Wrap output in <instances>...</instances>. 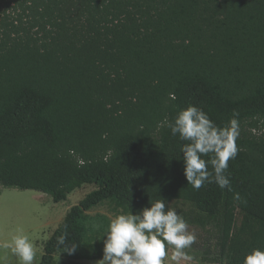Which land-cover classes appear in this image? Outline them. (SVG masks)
Instances as JSON below:
<instances>
[{
  "label": "trees",
  "instance_id": "obj_1",
  "mask_svg": "<svg viewBox=\"0 0 264 264\" xmlns=\"http://www.w3.org/2000/svg\"><path fill=\"white\" fill-rule=\"evenodd\" d=\"M189 104L220 126L238 113L232 192L184 176L167 124ZM84 184L39 264L101 259L110 220L88 212L105 202L165 199L205 232L185 250L199 264L264 248V0H0V185L64 202Z\"/></svg>",
  "mask_w": 264,
  "mask_h": 264
},
{
  "label": "clouds",
  "instance_id": "obj_2",
  "mask_svg": "<svg viewBox=\"0 0 264 264\" xmlns=\"http://www.w3.org/2000/svg\"><path fill=\"white\" fill-rule=\"evenodd\" d=\"M169 98L175 100V94L169 93ZM237 117L238 113L233 112L228 122L220 126L202 108L189 104L167 124L171 134L183 142L184 176L194 190L215 183L220 189L233 191L228 168L229 161L235 160L240 151ZM233 198L242 200L239 193H234ZM168 205L165 199H157L135 214L129 211L111 217L108 230L102 236L106 237L103 256L96 264H164L169 247L172 261L191 260L185 250L196 242V233ZM57 245L64 246V252L69 255L78 248L77 244L67 243L66 233L57 237ZM0 248L10 250L19 264H34L37 255L34 240L23 228H17L10 240L0 242ZM243 264H264V248H252L245 254Z\"/></svg>",
  "mask_w": 264,
  "mask_h": 264
},
{
  "label": "rangeland",
  "instance_id": "obj_3",
  "mask_svg": "<svg viewBox=\"0 0 264 264\" xmlns=\"http://www.w3.org/2000/svg\"><path fill=\"white\" fill-rule=\"evenodd\" d=\"M97 188L96 184H84L69 195L64 202H55L51 196L36 190H20L0 185V242L10 240L17 228H23L34 240L37 249L34 264H39L44 253L45 242L51 237L67 211L78 204L88 193ZM117 214H124L111 202H105L88 212V222L96 225L104 217L109 220ZM195 231L197 239H202L205 232L199 228L189 227ZM172 248L164 264H199L194 260L180 259L172 261ZM97 260H73L56 255V264H96ZM0 264H19L17 258L8 249L0 248Z\"/></svg>",
  "mask_w": 264,
  "mask_h": 264
}]
</instances>
